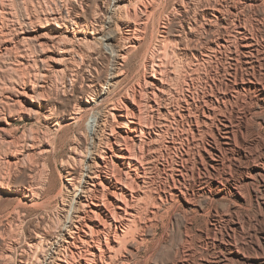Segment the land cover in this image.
I'll list each match as a JSON object with an SVG mask.
<instances>
[{"label":"bare ground","instance_id":"1","mask_svg":"<svg viewBox=\"0 0 264 264\" xmlns=\"http://www.w3.org/2000/svg\"><path fill=\"white\" fill-rule=\"evenodd\" d=\"M0 264H264V0H0Z\"/></svg>","mask_w":264,"mask_h":264}]
</instances>
